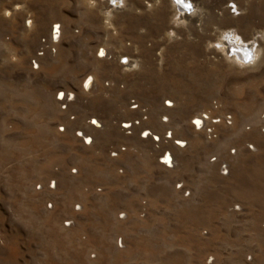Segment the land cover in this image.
<instances>
[{"label": "rangeland", "instance_id": "obj_1", "mask_svg": "<svg viewBox=\"0 0 264 264\" xmlns=\"http://www.w3.org/2000/svg\"><path fill=\"white\" fill-rule=\"evenodd\" d=\"M121 1L0 0V264H264V0H191L192 22ZM130 99L159 144L121 132ZM201 115L231 125L197 130Z\"/></svg>", "mask_w": 264, "mask_h": 264}, {"label": "built area", "instance_id": "obj_2", "mask_svg": "<svg viewBox=\"0 0 264 264\" xmlns=\"http://www.w3.org/2000/svg\"><path fill=\"white\" fill-rule=\"evenodd\" d=\"M114 1H116V0H114ZM60 31L61 30H60V25L59 24L51 25L48 41H46V40L42 41V48L37 53V57H35V58H33L31 60V66H32V68L34 70L38 68V58L41 57L44 54V49L47 50V51H50V52H54L53 45L56 44L59 41L60 35H61ZM101 51H103V56L100 55ZM96 55L100 59H106V58L108 59L109 58V56L107 54V51L105 49H103V48H100L97 51ZM120 63L123 64V67H125L126 70H130V69L133 68V65L131 64L132 61L128 60V58L121 59ZM89 78H91V77H86L84 79V81L82 82V88H83L84 91H88V90H90L92 88L93 80H92V78L89 80ZM85 82H88V85H89L87 89L84 87ZM65 95H66V93H64V92H58L57 97H56L57 101L60 103L61 108L63 110L66 108V105H67L66 101L64 100L65 99ZM128 105H129L130 110L136 113V117L132 118V119H129V120L122 121L120 123L119 126H120V130L123 133V135L124 136H131L133 133L136 132L139 135L140 139L149 140V141H151V143H158L159 144L161 137L156 135L155 133H153L149 128H147L145 126V124L148 121L147 109L144 108L135 99H130L129 102H128ZM163 105L166 108H169V107L172 106V104L170 102H167V101H165ZM201 116H202V119H200V120L202 122L200 123L199 126H197L196 124H194L192 122V125L197 130H200L203 126L206 129V125H204L203 123H208L211 126H216V125H219L221 123L222 124H226V125H231V117L230 116H223V117H219V118H210L209 116H205V115H201ZM92 121L93 120H90V125L96 127L97 125H94L92 123ZM193 121H195V120H193ZM161 122L167 123V118L166 117H162L161 118ZM126 125H127V127H126ZM145 132L149 133V136L145 137L143 135ZM207 133H208L209 136L212 135V130L208 129ZM77 136L82 140L83 144L88 145L90 143L89 136L82 137L81 132H77ZM170 137H171V132H167V133H165V135L162 138H164L165 141H166V140H171ZM86 141H88V142H86ZM174 143L177 146H179L180 148L183 147V145L179 144L178 142H174ZM166 155H168L167 152L163 153V156H159L158 157L159 158L158 162L161 165H165L166 167H169L168 164L165 163V161H164V158L166 157ZM224 167H225V165H222L220 167V169H221L220 173L222 175H226V173H227L226 170L224 169Z\"/></svg>", "mask_w": 264, "mask_h": 264}, {"label": "bare ground", "instance_id": "obj_3", "mask_svg": "<svg viewBox=\"0 0 264 264\" xmlns=\"http://www.w3.org/2000/svg\"><path fill=\"white\" fill-rule=\"evenodd\" d=\"M117 1L119 2L121 0H117ZM189 1L188 0H184L185 3H190L191 4V8L189 10H185L184 7H182L179 4H176L175 3V0H172L173 4L177 7V10L179 11V16L185 17L186 19H188L189 21L192 22L194 20V18L198 16L199 11L193 9V5L191 3V0H189ZM119 5H121V4H119ZM187 14H189V15H187ZM237 38L238 37H236L235 35H232L231 33L226 32L225 34L222 35L221 40L218 43V45L221 46V49H224V51L226 52V54H230V57L231 58H234L236 60L239 58L242 61H244L245 63H249L251 61L254 62V57L258 53L257 48H256V45H255V42L253 41V42H250V43H244V41L241 38L240 39L239 38L237 39ZM198 120L200 121V119H198ZM200 122H202V121H200ZM82 137H87V136H84L82 134ZM179 144H182V142L179 143ZM166 159L168 160V164H170L171 161H169V160H171V159H169V154L166 155V157L164 158V161Z\"/></svg>", "mask_w": 264, "mask_h": 264}, {"label": "snow or ice", "instance_id": "obj_4", "mask_svg": "<svg viewBox=\"0 0 264 264\" xmlns=\"http://www.w3.org/2000/svg\"><path fill=\"white\" fill-rule=\"evenodd\" d=\"M175 3L181 5L182 7H184L185 10H189V9L191 8V4H190V3H185L184 0H175ZM232 7H233V11L235 12V7H234V6H232ZM7 14H8V13H6V15H7ZM28 23L30 24L31 21H28ZM100 55L103 56V51L100 52ZM125 62H126V61H125ZM90 79H91V78H89V80H90ZM88 86H89V85H88V82H85L84 87L87 89ZM169 106H170V105H169ZM92 123H93L94 125H97V121H95V120H93ZM193 123L196 124L197 126H199L201 122H200L199 120H195V121H193ZM97 126H98V125H97ZM126 127H127V125H126ZM143 135H144L145 137H147V136H149V133L145 132ZM86 142H88V141H86ZM178 143H179V142H178ZM165 163H168V160H167V159L165 160Z\"/></svg>", "mask_w": 264, "mask_h": 264}, {"label": "clouds", "instance_id": "obj_5", "mask_svg": "<svg viewBox=\"0 0 264 264\" xmlns=\"http://www.w3.org/2000/svg\"><path fill=\"white\" fill-rule=\"evenodd\" d=\"M238 39V38H237Z\"/></svg>", "mask_w": 264, "mask_h": 264}]
</instances>
